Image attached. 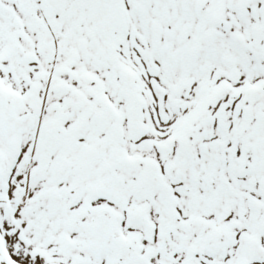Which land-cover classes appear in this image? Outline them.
I'll return each mask as SVG.
<instances>
[{
  "label": "snow or ice",
  "instance_id": "1",
  "mask_svg": "<svg viewBox=\"0 0 264 264\" xmlns=\"http://www.w3.org/2000/svg\"><path fill=\"white\" fill-rule=\"evenodd\" d=\"M0 264H264V0H0Z\"/></svg>",
  "mask_w": 264,
  "mask_h": 264
}]
</instances>
